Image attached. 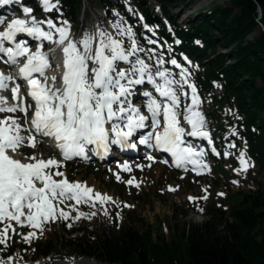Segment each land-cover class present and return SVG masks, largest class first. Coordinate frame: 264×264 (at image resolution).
I'll list each match as a JSON object with an SVG mask.
<instances>
[{"label":"snow or ice","instance_id":"1","mask_svg":"<svg viewBox=\"0 0 264 264\" xmlns=\"http://www.w3.org/2000/svg\"><path fill=\"white\" fill-rule=\"evenodd\" d=\"M11 4L21 5L22 16L7 21L0 16V63L9 68L19 65L16 75L0 72V252L10 248L16 236L25 244L38 239L49 222L107 216L109 203L120 207L108 194L70 180L62 170L65 161L87 158L89 153L106 157L114 146L124 150L143 145L169 154L178 169L200 175L208 168L204 148L186 139L213 143L200 110L202 101L191 73L175 57L165 59L155 47L143 46L123 18L109 22L111 31L97 25L73 33L67 20L37 18L22 0H0V6ZM59 4L60 0H39L46 14L59 13ZM144 28L155 35L148 25ZM143 40L145 45L157 44L151 37ZM45 42L51 45L47 50ZM53 58L59 61L55 65ZM137 96L144 98L140 104L135 103ZM45 142L54 143L59 158L36 154L34 150ZM146 158L154 160L151 154ZM238 161L236 171L251 166L243 151ZM118 168L132 171L127 162ZM113 174L121 181L119 172ZM124 182L140 186L135 176ZM199 199L207 196L188 197L190 202ZM82 205L95 211L84 212ZM21 228L28 231H18ZM13 260L8 255L0 264Z\"/></svg>","mask_w":264,"mask_h":264},{"label":"trees","instance_id":"2","mask_svg":"<svg viewBox=\"0 0 264 264\" xmlns=\"http://www.w3.org/2000/svg\"><path fill=\"white\" fill-rule=\"evenodd\" d=\"M83 1L60 0V12L54 14L74 25L82 15ZM91 1L107 13L124 9L121 0ZM157 1L168 26L148 8L147 0L131 3L138 6L147 25L157 24L161 39L170 38L171 33L176 36L173 50L167 54L183 62L179 55L184 53L198 65L192 78L200 93L207 97L214 83L220 86L222 92L212 105H219V110L223 102L232 106L227 118L237 135H231V139L238 148L246 150L251 171L257 173L253 177L256 190L249 186V192L225 209L210 206L208 220L170 230L167 237L157 235L152 226L138 227L133 219H126L114 234L81 226L75 229L78 234L66 237V222L61 220L47 225L42 234L38 232L39 238L27 247L17 243L11 246L9 253L25 248L34 253V260L57 253L71 258L87 257L100 264H264V189L259 185V178L264 176V30L253 39L248 38L256 28H264V0H229L226 6L200 13L188 27L179 26L165 9L167 1L172 0ZM33 7L42 12L37 3ZM218 47L230 49L222 53ZM207 110L213 108L208 106ZM213 115L216 126L225 116L221 112ZM220 128L224 127L218 126V133L213 136L219 150L224 135ZM207 159L216 160L211 153Z\"/></svg>","mask_w":264,"mask_h":264},{"label":"rangeland","instance_id":"3","mask_svg":"<svg viewBox=\"0 0 264 264\" xmlns=\"http://www.w3.org/2000/svg\"><path fill=\"white\" fill-rule=\"evenodd\" d=\"M36 1L39 3V0ZM121 2L124 5V9L122 11L114 9L111 10L110 13H107L91 0H84L82 3V15L79 16L76 19L75 24L72 25V32L77 33L82 27L85 30H93L97 25H101L111 31L112 29L110 28L109 22H115L118 18H123L133 27L137 36L141 38L143 46L155 47L158 52H163V50L171 48V43L166 45L162 42L159 35H157L158 33L155 30L156 25L148 26L153 29L155 35H152V33L148 32L147 29L144 28L145 21L144 19H140L142 15L137 11L138 6L132 5L131 0H121ZM146 3L148 8L153 9L155 15L164 22L165 20L161 17L160 3L157 0H147ZM228 3L229 0H194L193 2L186 1L179 3L176 0H172L167 1L165 9L174 19H176L179 26L188 27L190 21L194 20L200 13H204L208 9L214 8L218 5L226 6ZM129 9H131V11ZM114 13H119V17L115 16ZM41 14H43V12L38 13V15ZM58 18L60 20H66L62 17ZM261 30L262 28H256L248 36V38L253 39V37L258 36ZM143 37H151L157 41V44L152 46L145 45ZM218 49L222 53H227V50L230 48L221 49L218 47ZM180 56H182L186 62L183 67L187 68L191 74L193 71L199 69V67L193 64L184 54H180ZM167 59H169V57H167ZM229 61L231 62V60H228V62ZM167 67L171 68L174 72H178L170 65H167ZM49 71L53 74L51 69H49ZM257 82L260 84L259 81ZM214 88L213 93L207 94V97H202L199 93L198 95L201 97L202 102L200 110L206 116L210 136L217 135L218 126L224 127L222 129L220 128L221 133H224V148L222 150L223 156L219 154L217 155L216 160H212L208 163L205 160L208 155V150L205 149L206 154L203 157V160L208 165V168L204 169L200 175H197L195 171H176L169 166L161 164L160 160L153 161L155 163L152 164L146 171L145 168H147V166L145 163L148 161L145 160L143 156L133 158L137 161V163L135 161V164H133L134 169L132 173L120 172V169L118 168V164H122L123 161L127 160L126 158L117 157L108 164L98 163L95 160H69L65 163V168L62 170L66 172L70 180L85 182L89 186H92L96 191L108 194L113 197L120 207H115V205L109 203L105 205L108 210L107 216L101 213L91 217L90 219L81 218L76 221H65L66 226L64 233L66 237L78 234L75 229L81 226L88 227L89 229L98 228L104 230L108 234H114L119 230V227L126 219H133L136 222V225L142 229L152 226L153 231L157 235L167 237L170 230L175 228L180 229L182 226H186L187 224H200L208 220L211 217L210 206L215 207L218 205L219 207L225 209L232 204H236L241 199L243 193L249 192V186L256 190V185H254L255 179H253V177H255L257 173L254 171L253 174L251 171L252 166L244 172L236 171V169L239 168V155L236 153L237 150L233 151L228 147V145L232 142V139L230 138L231 133L235 130L234 125H231L227 118L230 116V110L232 107L226 102L221 103L222 106L220 110L219 105L213 107L212 104L215 97H218L221 94V89L218 84L214 83ZM211 94H214L215 96H211ZM208 106H210V108L212 107L213 110L208 112ZM219 112L225 116L223 121H219L216 126L212 118L215 117L213 114ZM204 142L207 143L206 140H204ZM200 147L203 146L200 145ZM46 148L51 150L47 156L55 155L54 149L50 148L47 142L34 151L37 155H40L41 153L45 155ZM25 151L31 152L33 150L25 149ZM241 151L242 150H239V152ZM225 152H229L231 155L225 156ZM236 156L237 161H235ZM136 165L143 166V170L137 168ZM114 172L120 173L121 181L116 180L115 175L113 174ZM131 176H135L137 181L140 182V186L138 188L128 186L124 182ZM259 181L260 188L264 189V176L259 178ZM169 186L177 188L178 190L169 191ZM203 189H206V191H202ZM219 193H223L224 195H218ZM189 196H207V199H199L194 202H190L188 200ZM124 203L133 205L134 207L125 208L123 207ZM81 210L84 212L95 211V209H91L83 205L81 206ZM117 213L119 214L118 217ZM225 214L227 215V213ZM73 215L75 214L73 213ZM50 223L52 222L45 224L43 226V230ZM68 224H71L72 226L68 227ZM254 230H256V228H254ZM18 231L26 233L28 229H18ZM16 243L24 245V247L31 244H25L19 236L14 237V242L11 246H14ZM6 251L7 250L0 252V258H7L3 256ZM32 251L34 250L32 249ZM20 252L24 255L27 253V258L34 256V253H29L25 248H22L21 251L15 250L11 253L14 257L13 264L22 262V259H19L21 255ZM80 258L83 257L71 258L54 253L48 257L39 258L37 261L39 264H89L88 262L76 263V261Z\"/></svg>","mask_w":264,"mask_h":264},{"label":"bare ground","instance_id":"4","mask_svg":"<svg viewBox=\"0 0 264 264\" xmlns=\"http://www.w3.org/2000/svg\"><path fill=\"white\" fill-rule=\"evenodd\" d=\"M9 9H11V10H15V4H11V5H8V7H7V9L6 10H9ZM0 13H3V12H0ZM6 16V18L7 17H9V16H11V15H5ZM207 128H208V126H207ZM192 139V138H191ZM196 140H201V139H196ZM46 150V154L44 155L45 157H48L47 155H49V153L51 152V150L49 149V148H46L45 149ZM98 160V159H94L93 158V156L89 153L88 154V157L87 158H84V160H86V161H89V160ZM135 161L136 160H134V159H132V158H129V159H127V160H125V161H123L122 163H124V162H127L129 165H130V167L132 168V171L130 172V173H132L133 172V169H134V165L133 164H135ZM139 161H140V159H139ZM153 161H155V160H153ZM152 160L151 161H148V162H146L145 164H146V166H147V168H145L146 169V171L149 169V167H148V165H152V164H154L155 162H153ZM110 162V160H102V161H99V163H104V164H108ZM142 162V161H141ZM136 163H137V161H136ZM151 163V164H150ZM157 166H158V164H157ZM160 167V166H159ZM79 258V257H78ZM77 262H84V263H86V262H88L89 264H98L97 262H95V261H93V260H90L89 258L87 259V258H80L79 260H77L76 261V263ZM95 262V263H94ZM18 264H39L38 263V261L37 260H35V261H22V262H20V263H18ZM87 264V263H86Z\"/></svg>","mask_w":264,"mask_h":264},{"label":"water","instance_id":"5","mask_svg":"<svg viewBox=\"0 0 264 264\" xmlns=\"http://www.w3.org/2000/svg\"><path fill=\"white\" fill-rule=\"evenodd\" d=\"M261 16V10H260V8H259V17ZM263 30H264V28H262Z\"/></svg>","mask_w":264,"mask_h":264}]
</instances>
